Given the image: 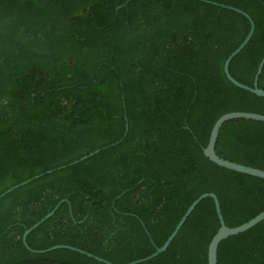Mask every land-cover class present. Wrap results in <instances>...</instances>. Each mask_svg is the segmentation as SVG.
I'll list each match as a JSON object with an SVG mask.
<instances>
[{
	"label": "trees",
	"instance_id": "16d2710c",
	"mask_svg": "<svg viewBox=\"0 0 264 264\" xmlns=\"http://www.w3.org/2000/svg\"><path fill=\"white\" fill-rule=\"evenodd\" d=\"M214 1L253 19L228 66L252 86L264 0ZM248 29L239 12L201 0H0V194L30 179L0 197V264H105L24 246L25 229L61 200L27 244L113 264L152 253L203 192L227 226L262 211L263 178L203 154L220 115L264 114V96L223 71ZM215 151L264 169V122L225 121ZM218 226L205 197L163 252L135 264H207ZM217 264H264V219L222 239Z\"/></svg>",
	"mask_w": 264,
	"mask_h": 264
},
{
	"label": "water",
	"instance_id": "95a60500",
	"mask_svg": "<svg viewBox=\"0 0 264 264\" xmlns=\"http://www.w3.org/2000/svg\"><path fill=\"white\" fill-rule=\"evenodd\" d=\"M128 1V0H127ZM207 3H212L214 5H218L221 7H226L232 10H235L237 12H239L240 14H242L243 16H245L249 22V29L247 34L245 35V37L243 38V40L239 43V45L230 53L227 55V57L224 60L223 63V71L224 74L226 76V78L235 86L248 90L254 94H256L257 96H264V89L258 87L257 85V79H258V75L261 72L262 66L264 64V54L261 57L257 68H256V72L255 75L253 77V84L252 86H248L246 84H243L239 81H237L235 78H233L231 76V74L229 73V62L231 60V58L237 54L241 48L248 42V40L250 39L253 30H254V22L253 19L250 17V15L235 7L232 5H227L224 3H220L214 0H201ZM121 7L120 5L117 6V8ZM234 118H244V119H251V120H256V121H263L264 122V114L261 113H256V112H249V111H229L226 112L222 115H220L215 122L213 123L210 133H209V137H208V141L206 146L203 148V154L212 162H214L215 164L222 166L224 168L230 169V170H234L240 173H244V174H248V175H252V176H256L259 178H263L264 179V169H260L257 167H253V166H249V165H245V164H241V163H237L234 161H230L228 159H225L223 157H220L216 151H215V144H216V140H217V136H218V132L220 127L222 126V124L230 119H234ZM98 149H95L93 152L89 153L88 155L82 156L81 158H79V160H82L84 158H86L89 155H92L93 153L97 152ZM78 160L72 162L75 163ZM50 171V170H49ZM46 171L45 173L49 172ZM38 175H35L34 178H36ZM30 179H27L21 183H19L18 185H22L25 182L29 181ZM15 185L14 187L18 186ZM14 187L8 188L5 192L0 194V197L2 195H4L6 192H9L10 190H12ZM205 197H210L212 198L213 202H214V206H215V211L217 214V218H218V222H219V226L216 230V232L213 234V236L210 238V241L208 243V247H207V264H217V247L219 242L230 236V235H235L238 234L240 232H243L249 228H251L252 226H254L255 224H257L258 222H260L261 220L264 219V209L262 211H260L259 213H257L256 215H254L253 217H251L250 219H248L247 221L236 225V226H227L223 220V216L221 214L220 211V205H219V201L217 196L213 193V192H203L201 193L197 198H195L190 204L189 206L186 208L185 212L183 213V215L180 217V219L178 220V222L176 223L174 229L171 231V233L167 236V238L165 239V241L158 247L155 248V250L148 254L147 256L129 261L127 263L124 264H135L141 261H145L148 260L154 256H156L157 254L163 252L167 246L169 245V243L171 242V240L173 239V237L176 235L177 231L179 230V228L181 227V225L183 224V222L185 221V219L187 218V216L191 213V211L194 209V207L198 204V202L200 200H202ZM62 201V200H61ZM60 201V202H61ZM59 202V203H60ZM59 203L56 204V206L53 208V210H51L50 212H48L44 217H42L40 220H38L37 222H35L34 224H32L29 228L25 229V231L22 234V242L24 244V246L32 251V252H45V251H49L55 248H67V249H71L77 252H80L82 254H86L90 257H94L95 259L104 262L105 264H113L110 261L103 259L101 257H98L96 255H93L90 252H87L83 249L71 246V245H64V244H56V245H52L49 246L47 248L44 249H34L31 248L27 242H26V237L28 235V233L34 229L37 225H39L42 221H44L46 218H48L49 216L52 215V213L54 212V210L58 207Z\"/></svg>",
	"mask_w": 264,
	"mask_h": 264
}]
</instances>
